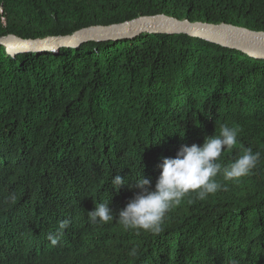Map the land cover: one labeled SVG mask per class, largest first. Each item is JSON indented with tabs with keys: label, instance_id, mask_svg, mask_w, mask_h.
I'll return each mask as SVG.
<instances>
[{
	"label": "trees",
	"instance_id": "16d2710c",
	"mask_svg": "<svg viewBox=\"0 0 264 264\" xmlns=\"http://www.w3.org/2000/svg\"><path fill=\"white\" fill-rule=\"evenodd\" d=\"M157 16L264 32V0H0V39ZM225 122L241 132L220 163L251 147L261 153L252 174L185 197L159 234L116 222L138 192L129 184L142 174L154 190L164 158ZM117 175L127 181L118 192ZM100 202L112 223L90 222ZM0 264H264V59L164 33L33 52L0 45Z\"/></svg>",
	"mask_w": 264,
	"mask_h": 264
},
{
	"label": "clouds",
	"instance_id": "9594fccd",
	"mask_svg": "<svg viewBox=\"0 0 264 264\" xmlns=\"http://www.w3.org/2000/svg\"><path fill=\"white\" fill-rule=\"evenodd\" d=\"M217 128V127H216ZM241 128L227 122L219 124L218 134L206 137L203 145L183 146L175 158H164L160 165L161 172L152 189L150 179L143 175L130 188L137 189V194L118 213V219L109 207V202L97 203L95 209L88 213L93 225L110 224L116 219L125 230L143 231L153 235L162 231L167 214L180 205L185 197L194 193L200 200L210 194L226 190V185L218 181H239L252 174L261 160L259 151L253 152L251 147H240L241 155L227 166L220 163L223 153L231 152L238 147V136ZM127 183L117 175L111 179L112 189L117 192ZM12 199H15L13 196ZM62 221L59 231L49 235L52 245L58 243L60 231L68 226ZM138 249L133 246L129 255L135 257Z\"/></svg>",
	"mask_w": 264,
	"mask_h": 264
},
{
	"label": "water",
	"instance_id": "95a60500",
	"mask_svg": "<svg viewBox=\"0 0 264 264\" xmlns=\"http://www.w3.org/2000/svg\"><path fill=\"white\" fill-rule=\"evenodd\" d=\"M142 33L186 35L218 43L250 56L264 59V32H254L230 25H209L179 21L166 16L143 18L134 22L111 27L89 28L66 38L21 40L13 36L0 39L11 53L43 51L54 47H77L92 41L128 40Z\"/></svg>",
	"mask_w": 264,
	"mask_h": 264
},
{
	"label": "bare ground",
	"instance_id": "6f19581e",
	"mask_svg": "<svg viewBox=\"0 0 264 264\" xmlns=\"http://www.w3.org/2000/svg\"><path fill=\"white\" fill-rule=\"evenodd\" d=\"M231 26V25H230ZM238 28H240V27H238ZM243 29H245V28H243ZM248 30V29H247ZM67 36H65V37H60V38H58V37H56V38H58V39H60L61 40V38H66ZM49 48H47L46 50H48ZM44 51V50H43ZM254 57V56H253Z\"/></svg>",
	"mask_w": 264,
	"mask_h": 264
}]
</instances>
